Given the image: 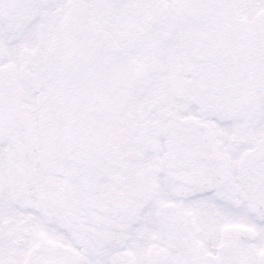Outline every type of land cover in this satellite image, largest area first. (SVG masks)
Listing matches in <instances>:
<instances>
[{
	"label": "snow or ice",
	"instance_id": "6c2138e0",
	"mask_svg": "<svg viewBox=\"0 0 264 264\" xmlns=\"http://www.w3.org/2000/svg\"><path fill=\"white\" fill-rule=\"evenodd\" d=\"M0 264H264V0H0Z\"/></svg>",
	"mask_w": 264,
	"mask_h": 264
}]
</instances>
